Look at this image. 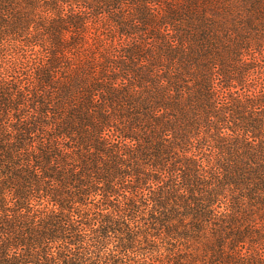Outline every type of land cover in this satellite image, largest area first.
I'll return each mask as SVG.
<instances>
[{"label": "trees", "instance_id": "obj_1", "mask_svg": "<svg viewBox=\"0 0 264 264\" xmlns=\"http://www.w3.org/2000/svg\"><path fill=\"white\" fill-rule=\"evenodd\" d=\"M0 264H264V0H0Z\"/></svg>", "mask_w": 264, "mask_h": 264}]
</instances>
